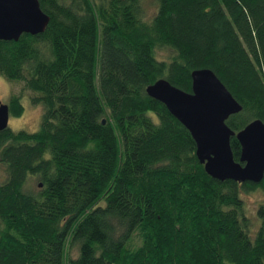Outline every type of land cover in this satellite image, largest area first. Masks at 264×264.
I'll return each instance as SVG.
<instances>
[{"label": "trees", "instance_id": "trees-1", "mask_svg": "<svg viewBox=\"0 0 264 264\" xmlns=\"http://www.w3.org/2000/svg\"><path fill=\"white\" fill-rule=\"evenodd\" d=\"M146 1L39 0L45 32L0 41V75L23 86L10 117L24 92L44 108L37 132H0V264H264V201L252 233L242 197L264 180L210 177L146 92L191 93L209 69L243 108L233 131L264 123V0H153L152 17Z\"/></svg>", "mask_w": 264, "mask_h": 264}, {"label": "water", "instance_id": "water-1", "mask_svg": "<svg viewBox=\"0 0 264 264\" xmlns=\"http://www.w3.org/2000/svg\"><path fill=\"white\" fill-rule=\"evenodd\" d=\"M49 21L39 0H0V41L18 42L24 34H42ZM191 77V93L161 79L147 87V95L164 104L190 132L198 160L210 177L221 182L261 183L264 180V123L254 120L236 133L227 121L242 112L240 103L213 71L196 70ZM9 121L8 105L0 104V132L9 127ZM233 137L242 148L239 162L235 161L231 148Z\"/></svg>", "mask_w": 264, "mask_h": 264}, {"label": "rangeland", "instance_id": "rangeland-1", "mask_svg": "<svg viewBox=\"0 0 264 264\" xmlns=\"http://www.w3.org/2000/svg\"><path fill=\"white\" fill-rule=\"evenodd\" d=\"M144 8L146 16L152 17L157 10V5L155 1L147 0L144 4ZM162 54L165 58L168 57V52L163 51ZM20 84V82L8 81L5 77L0 75V103H9L12 95L21 93L23 91V86ZM37 95V93L33 92H24L22 99L24 114L20 118L10 117L9 128L13 131H26L29 133H35L40 129L44 108L42 105H33L32 98ZM1 180L2 178H0V182ZM32 183L33 185H31L30 188L37 189L36 183L33 181ZM242 197L245 200L247 213L253 219L251 232L255 233L259 228V220L256 212L258 205L264 201V193L262 191H252L250 193H242ZM255 226L256 228H254ZM73 255L78 256L77 250L73 251Z\"/></svg>", "mask_w": 264, "mask_h": 264}]
</instances>
